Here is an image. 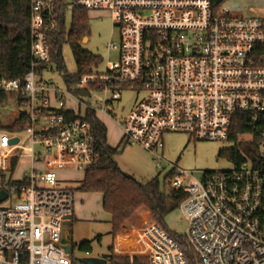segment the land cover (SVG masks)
I'll return each mask as SVG.
<instances>
[{"label": "built area", "instance_id": "2783aa9c", "mask_svg": "<svg viewBox=\"0 0 264 264\" xmlns=\"http://www.w3.org/2000/svg\"><path fill=\"white\" fill-rule=\"evenodd\" d=\"M227 1L30 0L29 71L23 79L0 77V98L17 96L14 120L26 122L31 143L0 130V193H7L0 202V264H83L69 256L73 249L66 253L72 244L63 237V224L74 213L73 189L58 186L55 170L34 166L54 152L74 157L80 171L98 165L96 129L81 108L116 120L112 111L124 91L144 96L118 123L121 145L151 153L159 168L168 133L243 147L234 169L188 180L192 175L177 168L172 184L188 193L178 207L188 221L183 236L201 264H264V12H232ZM75 9L110 13L119 41L111 40L108 49L118 60L62 89L45 81L44 72L53 70L50 38L60 31L61 14L67 23ZM75 89L110 93L96 110ZM70 98L79 111L68 109ZM66 111L75 118H66ZM244 119L248 129L234 139ZM246 133L252 141L238 143ZM13 138L18 142L11 144ZM23 150L31 153L32 168L14 180L11 171ZM139 236L150 264H192L157 223Z\"/></svg>", "mask_w": 264, "mask_h": 264}, {"label": "rangeland", "instance_id": "374dc122", "mask_svg": "<svg viewBox=\"0 0 264 264\" xmlns=\"http://www.w3.org/2000/svg\"><path fill=\"white\" fill-rule=\"evenodd\" d=\"M226 6L232 12L243 15H250L264 12V0H228L225 2ZM71 17H68L67 30L69 29ZM119 41L118 29L112 25V18L107 11H88V33L82 41V47L89 52L98 55L102 58V63L97 68L103 71L107 61L115 62L118 60V53L115 50L108 49L109 42ZM62 57L65 63V71L74 74L77 72V65L68 42H64L62 46ZM53 70L44 72V80L53 82L58 87L66 89V84L63 79L62 72L58 70L55 62L52 63ZM95 71V69H94ZM94 87V86H91ZM90 95L84 94L82 98L86 102H90L93 109L99 110L101 101L104 100L110 92L104 90H90ZM144 93L138 94L136 91H124L120 100L114 104L113 114L116 115V121L107 114L98 113V117L104 122L107 128V141L113 147H118V153L115 155L116 161L119 163L121 169L131 175L137 180L145 183L152 178L158 176L161 183H163L166 175L174 169H181L189 172L192 176H187L188 180L201 179L206 172L230 171L234 169V162L227 156H219V152L224 148L234 147V142L230 140L222 141H190L189 137L184 133H168L164 136L165 147L163 149V156L165 161L163 167L159 168L154 156L142 149L139 146L131 145L123 147L118 145L121 131L118 123L122 121L132 110L136 101L141 99ZM70 106H75L76 101L73 98L68 100ZM5 104L0 106V121L3 124L11 125L14 123L11 117V112L15 106ZM46 123V119H42V125ZM22 139V144L29 147L31 145L26 131L16 133ZM253 136L249 133L238 136V143L251 142ZM242 153V146H238ZM36 152H42L39 145L34 147ZM31 153L23 150L20 153V158L15 165L12 173L14 180L21 179L26 173H29L32 168ZM41 169L43 166L41 162L36 163L35 169ZM44 169V168H43ZM84 171L75 168H67L59 171L58 186L62 188L73 189L75 197V215H79V206L82 207L81 220L74 222H64L63 237L66 233H70L69 241L73 244H78L84 240H91L93 251L85 253L75 247L69 255L74 260H82L87 257L105 258L110 254L117 256H145L148 257L147 247L145 248L140 239L139 234L145 227L156 223L151 214L137 217L136 223L132 217L128 219L122 228V231L115 237L110 233V215L103 209L101 202V194L95 192L86 193L79 189ZM147 210L145 208L139 209ZM136 212V213H137ZM134 222V223H133ZM167 229L175 234L185 235L188 231V221L179 208L171 212L165 217ZM133 233L135 240L129 241L125 239V244L118 245L117 237L124 236L121 233ZM67 241V240H66ZM71 243V242H70ZM71 243V244H72ZM113 248V251L111 250ZM86 264V263H83Z\"/></svg>", "mask_w": 264, "mask_h": 264}, {"label": "trees", "instance_id": "16d2710c", "mask_svg": "<svg viewBox=\"0 0 264 264\" xmlns=\"http://www.w3.org/2000/svg\"><path fill=\"white\" fill-rule=\"evenodd\" d=\"M88 33V11L75 9L71 14V22L67 30L64 12L61 14V28L50 38L51 55L53 62L62 72L63 79L68 86L78 82L83 75L91 73L100 66L102 58L82 47V41ZM64 42L70 44L77 72L70 74L65 71V63L62 57ZM30 57V0H0V77L6 79H23L29 71ZM75 94L82 97L88 94V89H75ZM68 119H74L75 114L66 111ZM85 118L93 125L97 133V151L101 156L98 165L85 172L79 189L84 192H95L102 195L103 209L111 216L110 233L115 237L122 231L126 221L139 209H147L154 221L179 241L192 264H201L195 256L193 249L186 243L184 236L170 232L165 223V217L176 210L188 197V193L182 188H176L172 184L174 172H169L160 182L158 176L143 183L133 175L123 171L115 159L118 147L113 148L107 143V128L95 114L94 110L85 111ZM241 120V119H240ZM27 124L23 118H17L13 124L6 125L0 121V130L19 133L26 130ZM245 119L235 127L236 133L247 130ZM219 156H227L236 165L241 161L238 144L232 148H224ZM17 160L14 161L13 170ZM13 172V171H11ZM121 233L124 236L117 237L118 245L125 244V239L134 238L132 232ZM85 253L93 251L92 241L84 240L78 244H72ZM113 251V248L111 247ZM107 264H150L149 257L145 256H117L110 254L105 257Z\"/></svg>", "mask_w": 264, "mask_h": 264}, {"label": "crops", "instance_id": "0c3cea01", "mask_svg": "<svg viewBox=\"0 0 264 264\" xmlns=\"http://www.w3.org/2000/svg\"><path fill=\"white\" fill-rule=\"evenodd\" d=\"M87 95H90V91L88 92ZM3 104H5L4 106H7V105L15 106L16 105L15 109H17V107H18L17 96L15 94L2 96L0 98V106L3 105ZM67 105H68V109H70V110H76V111H79L80 110V108L77 106V103H76V105L74 107L73 106H70L69 104H67ZM15 109L11 112V117L13 118V121L15 119L14 116H13V112L15 111ZM81 111L82 112H85V109L84 108H81ZM96 117L100 120V118L98 117V114H97ZM120 131H121V136H120V140H119V144L118 145L121 146V142H122V130L120 129ZM107 143H108V141H107ZM108 145H110V144L108 143ZM40 162H41V165L43 166L44 169L43 168H41V169L36 168V169H38V170H49V169H53L58 174V180L60 179V177H59V171H62L63 169H67L68 167L69 168H75V169H77L76 163H75V158L72 157V156H70V155L63 154L61 152H54L51 155L44 157ZM35 166H36V164H35ZM35 166H34V168H35ZM27 175H28V173H26L22 178H24ZM83 179H84V177L82 178V180ZM86 193H89V192H86ZM102 200L103 199L101 198V202H102ZM74 204H75V202H74ZM74 208H75V205H74ZM79 211H80V213L77 216L75 215V211H74L73 216L67 222H74V221L81 220L80 218H82V216H83L82 215V207L81 206H79ZM140 215H144V216L147 217V215H150V212L148 210H146V211L145 210H140L139 212L135 213L132 216V219H133V221L135 223H136V220H138L137 217L140 216ZM110 218H111V216H110ZM134 235H132V236H134ZM70 237H71V235L68 232V233L65 234L64 240L65 241L67 240L68 242H71L72 243V241H69L70 240Z\"/></svg>", "mask_w": 264, "mask_h": 264}, {"label": "water", "instance_id": "95a60500", "mask_svg": "<svg viewBox=\"0 0 264 264\" xmlns=\"http://www.w3.org/2000/svg\"><path fill=\"white\" fill-rule=\"evenodd\" d=\"M18 140H19L18 138H13L10 140V143L11 144L16 143L18 142ZM6 197H7V193L5 191H2L0 193V202L6 199ZM71 250H72V246L70 244L65 245L66 253H71ZM81 261L86 264H107L106 258L98 259V258H93V257H87V258L82 259Z\"/></svg>", "mask_w": 264, "mask_h": 264}, {"label": "bare ground", "instance_id": "6f19581e", "mask_svg": "<svg viewBox=\"0 0 264 264\" xmlns=\"http://www.w3.org/2000/svg\"><path fill=\"white\" fill-rule=\"evenodd\" d=\"M129 241H133V240H135L134 238H130V239H128ZM128 240H127V242H128Z\"/></svg>", "mask_w": 264, "mask_h": 264}]
</instances>
